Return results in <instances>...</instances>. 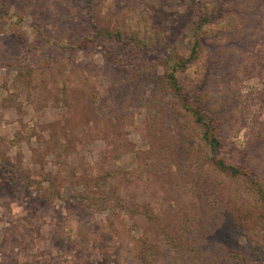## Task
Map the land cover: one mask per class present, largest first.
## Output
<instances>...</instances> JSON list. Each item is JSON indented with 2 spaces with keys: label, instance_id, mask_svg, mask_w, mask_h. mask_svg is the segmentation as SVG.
Instances as JSON below:
<instances>
[{
  "label": "rangeland",
  "instance_id": "obj_1",
  "mask_svg": "<svg viewBox=\"0 0 264 264\" xmlns=\"http://www.w3.org/2000/svg\"><path fill=\"white\" fill-rule=\"evenodd\" d=\"M96 2L106 27L145 28L160 56H187L200 15H218L182 83L194 95L210 77L207 103L233 111L221 156L264 180V0ZM90 20L83 0H0V264H144L146 241L152 264H264L263 230L232 235L240 185L209 165L157 54L112 40L81 49Z\"/></svg>",
  "mask_w": 264,
  "mask_h": 264
},
{
  "label": "trees",
  "instance_id": "obj_2",
  "mask_svg": "<svg viewBox=\"0 0 264 264\" xmlns=\"http://www.w3.org/2000/svg\"><path fill=\"white\" fill-rule=\"evenodd\" d=\"M83 1L87 4L90 12L92 31L89 36H83L80 39L78 45L81 49H90L95 47L97 43L112 40L121 43L123 46L126 44L130 45L138 51L150 55L152 58L157 54V50H155L157 42L146 37L145 28V30L140 29L127 32L120 30L119 27L116 26L106 27L103 20L99 18L96 13V1L98 0ZM222 6H224V4H222ZM221 11L223 20L226 22L224 30L229 31L235 25L234 19L232 18L231 12H227L229 10L226 11V9L222 7ZM217 17L218 15L215 13L213 16L209 13H202L200 15L194 33V45L187 56L173 57L165 54L162 56L157 54L155 57L161 61L157 63V66L161 65L165 70L164 84L167 85L177 98L180 109L190 115L195 120V123L199 125L200 139L210 151L209 165L212 166L216 173L223 177H227L228 181L236 182L240 185L237 190L238 195L233 196L234 201L229 210V223L232 235L234 237H243V235H248L251 232L255 233L258 228L264 231V180H262L260 172L252 166L248 159H245L242 163L233 165L227 161L225 156H221L225 152L228 142V137L225 135V122L228 117H233V111L227 108V104L223 102L214 103L216 105L207 103V101L211 99L209 92H213L214 95L217 93L216 88L211 85L210 77L204 79V87H200L201 89H198L194 95H192L182 83L183 75L193 66L201 62L204 55H206L207 39H211V34H207L205 30ZM159 47L160 46H158L157 49L161 51ZM125 59L119 58L115 59L113 62L120 64V66H124L123 63L127 61ZM205 68L204 66L203 71H205ZM221 97L223 100V92L221 93ZM222 105L224 106L220 108ZM259 127L263 128H260L257 137L263 138L264 121L259 124ZM11 170H13V168H11ZM176 173H174L175 176L177 175ZM177 187H179V190L181 189L180 184H177ZM174 193H176V190L173 191L172 196H175ZM178 197L180 196L178 195ZM154 207L155 210L152 208V210L146 212L149 219L153 221L156 220V216L161 217L158 213L165 211V207L163 206ZM177 208L179 209V206ZM175 211H177L176 208H174L173 212ZM188 223L190 224L191 220L189 221L188 219ZM167 241L171 246L182 249V247L177 244L176 240L168 238ZM153 251V246L148 244L147 241L144 242L141 254V259L144 264H152L155 262V260H153Z\"/></svg>",
  "mask_w": 264,
  "mask_h": 264
}]
</instances>
